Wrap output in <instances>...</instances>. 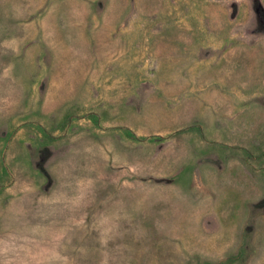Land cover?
<instances>
[{"label":"rangeland","instance_id":"1","mask_svg":"<svg viewBox=\"0 0 264 264\" xmlns=\"http://www.w3.org/2000/svg\"><path fill=\"white\" fill-rule=\"evenodd\" d=\"M0 264H264V0H0Z\"/></svg>","mask_w":264,"mask_h":264}]
</instances>
